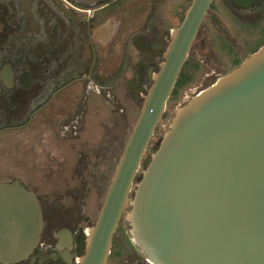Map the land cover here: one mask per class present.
Returning <instances> with one entry per match:
<instances>
[{
    "label": "water",
    "instance_id": "95a60500",
    "mask_svg": "<svg viewBox=\"0 0 264 264\" xmlns=\"http://www.w3.org/2000/svg\"><path fill=\"white\" fill-rule=\"evenodd\" d=\"M214 0H193L146 92L80 264H108L125 216L152 264H264V45L177 109L148 157L168 102ZM237 11L264 0H225ZM36 194L0 183V263L38 246Z\"/></svg>",
    "mask_w": 264,
    "mask_h": 264
},
{
    "label": "flooded vegetation",
    "instance_id": "af4514ba",
    "mask_svg": "<svg viewBox=\"0 0 264 264\" xmlns=\"http://www.w3.org/2000/svg\"><path fill=\"white\" fill-rule=\"evenodd\" d=\"M192 1L0 0V138L48 119L60 101L70 102L76 89L82 93L80 102L85 107L93 88L111 93L123 84L142 106ZM215 1L191 53L209 18L216 25L215 41L221 53L227 56L219 37L234 45V62L241 64L251 53H244L211 14ZM172 2L177 4L174 12H170ZM191 53L189 59H193ZM235 63L232 69L239 65ZM14 180L18 179L0 183ZM39 202L44 221L40 242L27 259L15 264H80L92 226H75V213L46 216ZM51 208L55 211L58 203ZM129 243L130 252L124 255L123 240L121 253L116 255L113 241L108 264L113 256L127 258L123 264H152L132 239Z\"/></svg>",
    "mask_w": 264,
    "mask_h": 264
},
{
    "label": "rangeland",
    "instance_id": "374dc122",
    "mask_svg": "<svg viewBox=\"0 0 264 264\" xmlns=\"http://www.w3.org/2000/svg\"><path fill=\"white\" fill-rule=\"evenodd\" d=\"M176 5L170 3V12L176 10ZM163 8L167 9L168 4ZM211 14L238 41L244 53L252 54L264 44V3L254 11H237L225 0H216ZM216 33V25L208 18L191 53V58L200 62V70L177 98L169 100L147 157L155 151L177 109L232 70L235 47L219 37L221 48L227 53L224 56L216 45ZM94 89L85 107L80 102L82 93L76 89L70 102L60 101L48 119L38 120L24 132L0 138V181L20 180L37 194L46 216L53 212L58 217L75 213V226L90 227L96 222L141 107L126 85L111 93ZM56 202L55 212L51 207ZM123 240L126 255L132 246L125 216L113 240L116 255L121 253ZM125 260L113 256L109 264H123Z\"/></svg>",
    "mask_w": 264,
    "mask_h": 264
},
{
    "label": "trees",
    "instance_id": "16d2710c",
    "mask_svg": "<svg viewBox=\"0 0 264 264\" xmlns=\"http://www.w3.org/2000/svg\"><path fill=\"white\" fill-rule=\"evenodd\" d=\"M237 61L235 65H238ZM200 63L195 59H189L184 65L179 80L176 84L171 99L177 98L181 89L185 88L194 78L195 74L200 70ZM157 131V130H156ZM120 227V226H119ZM119 229V228H118ZM118 232V230H117ZM117 234V233H116Z\"/></svg>",
    "mask_w": 264,
    "mask_h": 264
}]
</instances>
